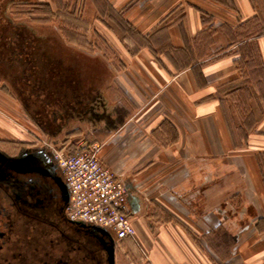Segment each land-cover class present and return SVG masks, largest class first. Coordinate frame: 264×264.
I'll return each instance as SVG.
<instances>
[{
    "label": "crops",
    "instance_id": "obj_1",
    "mask_svg": "<svg viewBox=\"0 0 264 264\" xmlns=\"http://www.w3.org/2000/svg\"><path fill=\"white\" fill-rule=\"evenodd\" d=\"M65 2L0 1V31L25 22L46 37L24 9ZM88 2V47L54 23L66 48L87 62L47 48L92 100L57 137L86 134L101 143V160L126 184L136 233L117 242L120 252L141 264H264V0ZM96 64L109 74L103 84ZM1 79L8 92L0 94L20 103ZM31 112L20 106L30 127Z\"/></svg>",
    "mask_w": 264,
    "mask_h": 264
},
{
    "label": "flooded vegetation",
    "instance_id": "obj_2",
    "mask_svg": "<svg viewBox=\"0 0 264 264\" xmlns=\"http://www.w3.org/2000/svg\"><path fill=\"white\" fill-rule=\"evenodd\" d=\"M53 17L58 19L57 11ZM46 38L25 22L0 31L5 60L0 75L9 80L22 107L34 109L43 132L57 140L75 115L89 112L92 100L79 95L76 73L64 71L59 59L47 55ZM49 81L53 86H47ZM64 85L68 90L63 92ZM31 149L16 143L12 149L0 147V264H122L112 233L67 217L69 193L58 167L51 157L49 164L43 154L31 155Z\"/></svg>",
    "mask_w": 264,
    "mask_h": 264
},
{
    "label": "built area",
    "instance_id": "obj_3",
    "mask_svg": "<svg viewBox=\"0 0 264 264\" xmlns=\"http://www.w3.org/2000/svg\"><path fill=\"white\" fill-rule=\"evenodd\" d=\"M49 146L52 147L51 159L68 189L67 217L77 223L105 229L117 242L134 238L136 230L127 186L101 160V143L81 138Z\"/></svg>",
    "mask_w": 264,
    "mask_h": 264
},
{
    "label": "rangeland",
    "instance_id": "obj_4",
    "mask_svg": "<svg viewBox=\"0 0 264 264\" xmlns=\"http://www.w3.org/2000/svg\"><path fill=\"white\" fill-rule=\"evenodd\" d=\"M75 1L76 0H67L64 6L59 7H51L49 3H34L32 4L33 6H28L26 8V15H22V17H26L25 19L27 21L32 18L33 21L30 20L29 22L33 27L37 29H42L44 27L46 31H48V37L46 38L48 42L44 44L49 45L51 52H53V49L55 52L57 51L56 53H58V57L59 54H62L65 61L78 62L79 60L82 63H86V56H77L73 53V50H71V48H69V50L66 48L70 46H68L69 44H67L66 41H62L61 37L59 36L60 34L57 32L56 26L54 24L55 22H57L58 27L63 29L65 36H67L66 39L70 41H75V39H78L80 41V45L83 44V46L88 47L86 43L87 36L89 31H92L91 24L87 19L89 2L88 0H80V5L76 6ZM101 8L99 9L100 14L104 16V7L101 6ZM29 9H31V11ZM105 10L107 12L106 14L110 15L108 9ZM56 11L58 15L57 20L56 17H53ZM30 12L32 13L29 14ZM74 12H78V14L75 15ZM77 19H79V24H77L76 22ZM44 23L50 24L43 25ZM94 41L96 42L97 46L102 48V51H107V44L105 43L104 38L96 35ZM61 49L63 50L62 53H60ZM53 55L56 56V54ZM111 56L113 57V55ZM94 67H96V70H93V73H95L96 75V82H101V84H103L105 76L109 74L105 72V70L100 69L103 66L100 67L98 64H96ZM90 72H88V70L86 69L84 70V76L88 80H91L92 78ZM1 76L2 75H0V90L6 92L7 86L4 84V80L1 79ZM2 87H4V89H2ZM20 106L22 108L21 103L11 101L10 99H7L0 94V147L12 149L14 143L21 146L30 145L33 149L27 151H32L31 155L34 156L36 155V153L43 154L44 160L46 161L47 158H50L52 156V147L49 145H53L55 141L59 144H67L81 138H85L88 141H91L86 136V134H74L72 136L69 135L71 138H66V135L63 134L62 136L57 138L61 140H56V137L51 138L49 135L38 131L39 129L36 127L37 124L34 118L31 119L32 125L30 127L29 119L23 117L22 114L19 113ZM74 121L75 120L71 119L69 121L70 124L68 123L69 125H67V127L71 128L73 125H77V122L75 123ZM18 150L19 149L15 150V152H17ZM118 248L120 250L121 247L118 246ZM122 254L123 255L121 259H124L123 261L125 262V264H132V262H134V264H141L139 263L137 257H133L131 255L130 258H127L126 255H124L125 253L122 252Z\"/></svg>",
    "mask_w": 264,
    "mask_h": 264
},
{
    "label": "trees",
    "instance_id": "obj_5",
    "mask_svg": "<svg viewBox=\"0 0 264 264\" xmlns=\"http://www.w3.org/2000/svg\"><path fill=\"white\" fill-rule=\"evenodd\" d=\"M228 6L234 7L232 0H218Z\"/></svg>",
    "mask_w": 264,
    "mask_h": 264
},
{
    "label": "water",
    "instance_id": "obj_6",
    "mask_svg": "<svg viewBox=\"0 0 264 264\" xmlns=\"http://www.w3.org/2000/svg\"><path fill=\"white\" fill-rule=\"evenodd\" d=\"M46 161H47V163H49V164L52 163L51 160H50V158H47ZM102 229H103V228H102Z\"/></svg>",
    "mask_w": 264,
    "mask_h": 264
}]
</instances>
